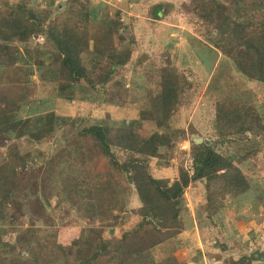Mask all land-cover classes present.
<instances>
[{"label": "trees", "instance_id": "1", "mask_svg": "<svg viewBox=\"0 0 264 264\" xmlns=\"http://www.w3.org/2000/svg\"><path fill=\"white\" fill-rule=\"evenodd\" d=\"M161 5L153 6L154 18H158ZM3 6L0 148L6 146V150L0 151V264H187L175 255V246L156 253L155 249L173 244V238L192 224L185 217L190 215L185 206L190 186L202 184L203 201L197 212L208 218L220 212L226 199L249 196L252 188L261 190L255 201L264 200V182L255 180L254 173L248 174L253 169L242 170L250 165L249 157L261 151L256 137L264 132V116L258 106L239 101L230 105L217 103L212 120L215 138L198 144L190 141L191 169L184 166L189 151L180 150L177 176L157 177L150 171V160L162 166L172 165L171 157L165 154L173 150L178 136L195 130L189 127L185 131L170 124L180 109L193 105L197 84L195 78L188 80L192 72L180 70L170 59H160L147 68L148 72L157 70V83L149 72L152 88L153 84L157 87L138 94L133 86L125 87V80L119 77L134 52L133 41L125 42L119 34L125 29L119 21V11L112 18L104 15L97 21L99 31L91 32L86 5L66 8L47 25L49 16L38 17L35 12L24 16L23 4L10 5L6 1ZM179 13L186 23H196L203 29L211 42L209 46L232 60L236 71L250 80L264 82V0H185ZM131 20L133 23L136 18ZM36 33L44 35V43L36 44L41 49L36 69L42 79H56L54 97L69 102L76 97V87H86L93 93L100 91L102 100L115 110L114 105L120 108L128 94H135L136 116L130 115L127 124L96 121L78 129L73 127L70 142L52 156L35 148L36 142L53 138L62 119L45 107L44 113L20 116V108L26 112L23 104L27 92L9 70L19 53L14 52L11 41L26 42ZM115 36L122 38L119 46ZM140 60L139 54L137 64ZM140 69L135 66L141 78ZM236 93L237 89L220 97L226 100ZM141 120L155 124L146 136L136 127ZM21 137L32 143L29 150L25 147L21 151L13 140ZM4 139L13 142L7 144ZM226 140L235 144L236 152L220 151L217 146ZM63 144L60 140L59 145ZM101 157L106 160L105 171L88 172ZM122 181L126 183L122 185ZM132 191L140 202L135 208L129 207ZM53 196L70 199L57 198L59 201L51 205ZM74 207L78 214L71 220L69 214ZM130 217L135 222L118 234L115 224L125 225ZM97 220L103 224L95 226ZM58 225L73 227L69 230L76 233L70 235L69 230ZM63 231L67 237L61 235ZM6 235L12 237L6 240Z\"/></svg>", "mask_w": 264, "mask_h": 264}, {"label": "rangeland", "instance_id": "2", "mask_svg": "<svg viewBox=\"0 0 264 264\" xmlns=\"http://www.w3.org/2000/svg\"><path fill=\"white\" fill-rule=\"evenodd\" d=\"M6 1L10 5L14 3L15 5L23 4L24 16L29 15L31 12H35L38 17L49 16L45 25L54 18L61 16L63 11L66 12L71 6L81 8V5H86L90 20L88 29L91 32L99 31L100 21H97L101 20L104 15L112 18L119 11V21L125 28L119 34L122 38L125 37V42L132 40L134 48L129 65L124 70H120L119 77L125 80V87L131 88L133 86L134 91L138 94H142L145 89L155 88L156 84H153L152 88L149 72L157 83V70L148 72L147 68L150 69L152 64H158L160 59L163 62L170 59L180 70H185L187 73L192 72L193 75L189 76L188 80L195 78V84H197L193 105L190 109H180L171 119L170 124L174 128L182 127L185 131L189 127L195 130L186 131V135L184 134L183 137L178 136L173 150L170 149L165 154L171 157L172 165L162 166L155 159L150 160V171L157 177L172 179L177 176V164L180 162V156H177V154L180 150L189 151L186 156L187 159L184 160V166L191 169L192 160L188 148L190 141L194 136H200L202 141L205 140L206 142L215 138L212 120L217 103L228 105L231 102L238 101L253 103L259 107V111L264 116V82L250 80L236 71L232 60L209 46L211 42L201 27L196 26V23L188 24L185 22L179 13L185 0H132L133 4L131 3L130 6L133 7H129L130 2L128 0H0V9L4 7L3 4ZM156 4H162L158 18H154L151 14L154 11L152 8ZM132 17L136 18L133 23L131 22ZM148 18H153L154 22L152 21L150 24ZM122 38L115 36L114 40L117 46L120 45ZM11 42L15 49L14 52L18 51L17 54L21 57L17 59L18 56H14L12 69L9 70L12 73V78L19 79L22 90L24 89L27 92L25 97L27 101L23 104L26 112L20 108V116L25 117L30 114L44 113L43 108L45 107L46 111H54L62 117L60 126L54 133L53 138L48 139V142L42 141L34 144L35 148H38L46 156H52L57 152V149L64 148L70 142L73 127L78 129L87 123L96 121L119 124L124 122L127 124L128 121H131L130 115L136 116L137 97L135 94H128L127 101L120 108L114 105L115 110L111 108V104L102 100L100 91L94 90L93 93L87 90L86 87L81 89L80 86L76 87L75 89L78 88L75 91L76 97L69 102L60 97H54L53 93L58 84L56 79H42L36 69V60L41 54V49L36 44L44 43V35L36 33L32 34L26 42L18 39H13ZM91 42L89 41L90 48L92 46ZM139 54L141 60L137 64ZM136 65L141 67L140 72L143 73L141 78L135 72ZM210 79L211 81L208 84ZM135 82L140 84L135 85ZM235 89L238 93L230 98L224 100L225 97H220L222 93L226 94ZM45 100L49 102L42 105ZM123 114H127L126 119L119 118ZM111 116H117V118H111L113 120H110ZM136 127L142 136H146L154 130L155 124L141 120ZM227 138L230 139V137ZM256 138L260 142L259 148L261 151L251 155L248 159L250 165H245L242 170L253 169L254 172L250 171L248 174L254 173L255 180L264 182V132ZM13 140L19 145L21 151L25 147L26 150H29V145L32 144H29L25 137L18 140L13 138ZM13 140L4 139V142L9 144ZM60 140L64 141L65 144L59 145ZM187 142H189L188 146L185 145ZM68 147L72 148L73 144L68 145ZM217 147L223 153H233L237 149L231 140H226ZM5 150L6 146L0 148L2 152ZM34 161L36 162L37 158ZM105 161L104 158H99L96 165L91 166L88 172L91 174L100 172L102 174L105 171ZM99 178L106 177L101 176ZM125 183V181H122L121 184ZM202 192L203 186L200 183L192 185L186 190L185 206L188 208L187 212L190 215L187 214L185 217L188 221L191 220L192 224L187 230L178 233L173 238V244L166 243L155 249V253L158 250L161 252L167 250L170 246H175V255L182 260L185 259L186 263L189 262L188 264H264V200L262 202L260 200L255 201L261 190L257 188L253 190L252 188L249 196L234 200L226 199L220 212L212 218H208L205 213L198 216L197 206L203 201ZM57 198L53 196L51 205L58 202V199H70ZM128 198L130 208H135L136 205L140 204L134 191L131 192ZM66 202L68 200L64 201V203ZM61 213L65 215L64 212ZM77 214L78 211L74 207L70 211L69 218L75 220ZM134 222L130 217L129 222L125 225L122 223L115 224V229L120 234L125 226ZM102 224L99 220L94 221L95 226ZM59 228L65 227L59 226ZM71 228L73 227H66L64 230ZM72 230H69V233ZM75 233L76 231L70 235ZM61 235L63 237L68 236L65 231L61 232ZM11 237L6 235L4 238L7 240ZM198 249L202 253L199 254ZM185 252H187V255H185ZM185 257H189V259L187 258V260Z\"/></svg>", "mask_w": 264, "mask_h": 264}, {"label": "water", "instance_id": "3", "mask_svg": "<svg viewBox=\"0 0 264 264\" xmlns=\"http://www.w3.org/2000/svg\"><path fill=\"white\" fill-rule=\"evenodd\" d=\"M194 143L198 144V143H201L202 142V137L200 136H194L192 137L191 139Z\"/></svg>", "mask_w": 264, "mask_h": 264}, {"label": "crops", "instance_id": "4", "mask_svg": "<svg viewBox=\"0 0 264 264\" xmlns=\"http://www.w3.org/2000/svg\"><path fill=\"white\" fill-rule=\"evenodd\" d=\"M130 3H129V7H133V6H130L131 3L133 2L132 0H128ZM133 4V3H132ZM139 16V15H138ZM153 19V18H152ZM151 18H148V20L150 21V24L152 23V20ZM202 253V252H201ZM185 255H187V252H185ZM203 255V254H202Z\"/></svg>", "mask_w": 264, "mask_h": 264}, {"label": "clouds", "instance_id": "5", "mask_svg": "<svg viewBox=\"0 0 264 264\" xmlns=\"http://www.w3.org/2000/svg\"><path fill=\"white\" fill-rule=\"evenodd\" d=\"M188 144H189V142H187V146H188ZM189 148V147H188ZM174 252H176V251H174ZM177 256V255H176ZM178 257V256H177ZM186 259L188 258L189 259V257H185ZM187 259V260H188ZM184 261H186L185 259H184ZM189 262H187V264H188Z\"/></svg>", "mask_w": 264, "mask_h": 264}, {"label": "built area", "instance_id": "6", "mask_svg": "<svg viewBox=\"0 0 264 264\" xmlns=\"http://www.w3.org/2000/svg\"><path fill=\"white\" fill-rule=\"evenodd\" d=\"M182 145L184 146V144H182ZM182 145H181V146H182ZM185 145H187V143H186Z\"/></svg>", "mask_w": 264, "mask_h": 264}]
</instances>
